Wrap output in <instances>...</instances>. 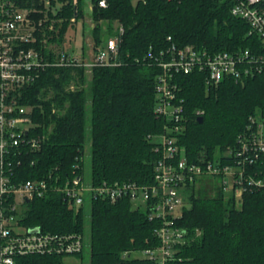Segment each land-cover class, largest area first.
<instances>
[{"label":"trees","instance_id":"trees-1","mask_svg":"<svg viewBox=\"0 0 264 264\" xmlns=\"http://www.w3.org/2000/svg\"><path fill=\"white\" fill-rule=\"evenodd\" d=\"M96 1L91 32L94 51L103 37L113 34L111 25L119 23L123 28L119 65L92 67L86 88L84 68L48 67L25 91L23 102L33 106L30 134L42 141L36 152L18 154L20 165L14 169L21 180L49 172L60 180L80 175L88 131L92 184H150L158 158L151 138L161 134L165 124L154 114L158 68L150 65L152 59L173 43L209 53L259 47L258 38L248 34V24L231 14V0H107L106 8H98ZM77 12L81 14V1ZM73 15L67 2L57 21H52L54 31L40 39L62 44ZM101 19L110 23L105 32L98 25ZM176 82L177 99L187 119L178 142L190 161L200 156L211 159L235 148L248 117L264 114L262 76L224 79L210 87L202 72H193L177 76ZM191 189L190 206L174 221L188 238L176 248V259L169 264H264V194L244 192L237 206L232 195L210 180L196 191ZM86 221L84 206H66L56 195L33 199L22 218L26 227L83 235ZM160 224L132 208L127 199L91 200L90 264H156L132 258L130 253L157 247L153 231ZM125 252L129 256L123 257ZM63 257L24 255L16 257L15 264H64Z\"/></svg>","mask_w":264,"mask_h":264},{"label":"built area","instance_id":"built-area-1","mask_svg":"<svg viewBox=\"0 0 264 264\" xmlns=\"http://www.w3.org/2000/svg\"><path fill=\"white\" fill-rule=\"evenodd\" d=\"M79 1L81 14L78 15ZM231 1V14L248 24V34L258 38V49L209 53L192 45L178 47L173 43L153 59L149 53L150 65L158 68L154 114L165 122L162 133L151 138L158 153L152 182L94 185L91 179L85 182L82 173L64 180L52 172L31 180L17 176L14 168L20 165L18 154L36 152L42 141L30 134L34 128L33 106L23 102L24 93L48 67H82L89 71L95 66H118L122 26L117 22L111 25L113 34L102 38L97 52L87 62L83 47L77 57L62 47L64 41L58 46L43 42L40 36L54 31L52 21H57L67 2L74 10L68 27L89 21L94 29L93 0H0V264H15L16 257L31 254L82 253L83 234L50 233L23 225V212L33 199L56 195L72 208L90 204L97 198L110 203L127 199L132 208L145 212L149 220L161 222L153 231L159 245L130 255L136 254L156 264H169L176 259V248L187 241L188 233L175 226L174 221L188 208L191 187L198 180L219 179L225 193L230 190L241 198L247 191L264 194V114L250 115L235 148L211 159L200 156L190 161L178 142L187 119L182 101L177 99V76L202 72L210 87L229 78L243 81L254 76L264 77V0ZM96 5L106 8L107 0H97ZM98 25L105 32L110 23L101 19ZM195 115L201 117V112ZM126 256L129 253L123 254Z\"/></svg>","mask_w":264,"mask_h":264},{"label":"rangeland","instance_id":"rangeland-1","mask_svg":"<svg viewBox=\"0 0 264 264\" xmlns=\"http://www.w3.org/2000/svg\"><path fill=\"white\" fill-rule=\"evenodd\" d=\"M91 32H92V28L90 26L89 21L85 22L84 25H81L78 22L77 25H75L74 27H70L68 30V33L64 35V43L62 47L66 48L68 51H70L74 55H77V57L80 56L81 51H82L81 48L83 47L84 51L82 52V54H84V59H86V61L89 62L90 59H92V57L97 52V51H94V48H93V37H92ZM89 78H90V72L88 70H85L86 82L84 84V88L87 87ZM87 119L89 120V113H87ZM81 168H82L81 171H82L84 181L88 183L90 180V172H91L90 171L91 170L90 143H89V132L88 131H87L86 145L84 148V154L82 157ZM206 180H210L212 183L214 182L217 187L218 186L220 187L219 179L212 178V177H205V178H201L200 180L196 182V184L193 186L194 191L202 187L205 184ZM227 194L232 195L235 198L236 203H238L237 206H239L240 200L242 199L241 196L236 195L237 196L236 197L234 193L231 192L230 190H229V193ZM189 206L190 204H188V207ZM84 209H85V215L87 218V221L85 224V232L83 235L84 236V249L82 253L78 255L64 256L62 260L64 264H90V244H89V241H90V238H89L90 204L88 202L84 205ZM181 216L182 214L179 216V218ZM136 256H137L136 254L131 255L132 258H136Z\"/></svg>","mask_w":264,"mask_h":264},{"label":"water","instance_id":"water-1","mask_svg":"<svg viewBox=\"0 0 264 264\" xmlns=\"http://www.w3.org/2000/svg\"><path fill=\"white\" fill-rule=\"evenodd\" d=\"M198 122L201 123L202 122V118L198 117Z\"/></svg>","mask_w":264,"mask_h":264}]
</instances>
